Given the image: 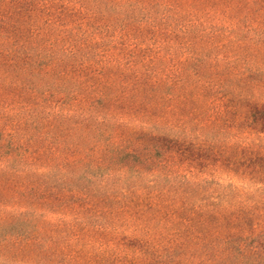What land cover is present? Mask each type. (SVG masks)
I'll return each instance as SVG.
<instances>
[{"label": "rangeland", "instance_id": "374dc122", "mask_svg": "<svg viewBox=\"0 0 264 264\" xmlns=\"http://www.w3.org/2000/svg\"><path fill=\"white\" fill-rule=\"evenodd\" d=\"M0 264H264V0H0Z\"/></svg>", "mask_w": 264, "mask_h": 264}]
</instances>
